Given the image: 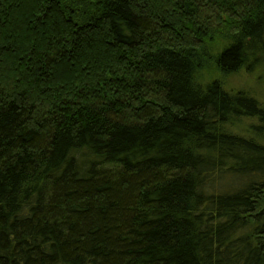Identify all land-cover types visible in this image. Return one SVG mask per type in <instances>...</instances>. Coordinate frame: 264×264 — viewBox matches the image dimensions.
Returning a JSON list of instances; mask_svg holds the SVG:
<instances>
[{
    "label": "trees",
    "instance_id": "obj_1",
    "mask_svg": "<svg viewBox=\"0 0 264 264\" xmlns=\"http://www.w3.org/2000/svg\"><path fill=\"white\" fill-rule=\"evenodd\" d=\"M264 0H0V264H264Z\"/></svg>",
    "mask_w": 264,
    "mask_h": 264
},
{
    "label": "rangeland",
    "instance_id": "obj_2",
    "mask_svg": "<svg viewBox=\"0 0 264 264\" xmlns=\"http://www.w3.org/2000/svg\"><path fill=\"white\" fill-rule=\"evenodd\" d=\"M228 83L230 90H244L254 93L258 97L259 103L264 106V67L255 71L252 75L241 72Z\"/></svg>",
    "mask_w": 264,
    "mask_h": 264
}]
</instances>
